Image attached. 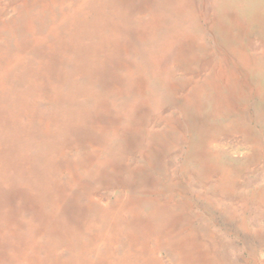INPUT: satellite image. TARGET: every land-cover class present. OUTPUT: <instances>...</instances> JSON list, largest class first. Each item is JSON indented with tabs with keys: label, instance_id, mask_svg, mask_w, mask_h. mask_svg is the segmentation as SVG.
Wrapping results in <instances>:
<instances>
[{
	"label": "rangeland",
	"instance_id": "374dc122",
	"mask_svg": "<svg viewBox=\"0 0 264 264\" xmlns=\"http://www.w3.org/2000/svg\"><path fill=\"white\" fill-rule=\"evenodd\" d=\"M243 1L218 0L214 15L191 30L195 44L173 64L171 82L179 89L172 92L167 69L150 62L135 21L145 25L159 11L156 3L173 0L151 6L150 0H0V264H71L81 245L92 249L88 263L97 264L109 249L94 248L96 228L110 225L117 228L111 254L133 253L130 236L140 229L129 215L116 214L120 206L152 227L158 224L153 211L176 212L179 228H209L229 262L264 264V232L251 225L259 207L248 204L242 216L225 211L264 188V0ZM236 18L248 25L245 32ZM222 25L230 46L242 45L244 60L222 46ZM119 59L147 73L148 86L162 98L159 109L126 111L135 92L127 89L130 67L120 69ZM245 89L254 93L246 102L240 99ZM232 106L245 109L239 114L263 155L254 157L253 146L233 130ZM201 144L205 158L197 161ZM205 163L236 173L241 187L231 201L218 202L222 172L206 173ZM161 253L174 261L168 248Z\"/></svg>",
	"mask_w": 264,
	"mask_h": 264
},
{
	"label": "bare ground",
	"instance_id": "6f19581e",
	"mask_svg": "<svg viewBox=\"0 0 264 264\" xmlns=\"http://www.w3.org/2000/svg\"><path fill=\"white\" fill-rule=\"evenodd\" d=\"M153 1L154 0H150L149 6H151ZM217 1L218 0H173V2L170 3L169 5H164V4L158 5L156 3V9L157 8H160V9H159V11L154 10V12L150 13L149 19L145 25L141 24V21L139 19H136L137 20V21H135V22H137L136 23L137 32H135L136 36L139 35L138 39L142 43L146 42L147 48L145 49V53L148 55L150 62L154 63L155 68L157 70L158 69L159 70H161V69L166 70L167 69V72L165 71V73H164V75H165L164 79H165V82L167 83L166 86L170 91L176 92L179 89V87L177 89V87L174 85V83L171 82V80H172L171 73H172V69H173V64H178V61L182 60L183 59L182 57H184L186 55V53H188V51L190 50L191 46H193L195 44L194 41H195L196 37L191 30L194 28H198L200 25H202L203 20L205 21L206 18L209 17L210 13L214 15L215 10L213 11V8H214ZM245 1H243V2H245ZM250 2H252V1H250ZM257 3H259V2H257ZM257 3H255V4H257ZM148 11H151V8H148ZM225 12H227V11H225ZM139 13H142V12L139 11ZM256 16H257V18L259 17L258 15H256ZM219 17H221V15ZM219 17H217V18H219ZM261 17H262V15H261ZM214 19H215V17H214ZM253 20L256 21L255 19H253ZM232 24L233 23L231 22L230 25L232 26ZM258 24H260V23H258ZM234 25L235 26L238 25V27L241 28V30L244 29L243 30L244 32L248 28L247 24L242 23L237 18L234 20ZM235 26H233V27H235ZM251 26H252V23H251ZM222 27H223V25H222ZM227 27L228 26L224 25V27L221 30L222 33L219 36L220 42H221V44H223L222 46H224V45L227 46L225 48L226 50H231L229 52H231L234 56H238L239 58H243V60H244L246 58V56L243 53L244 50L243 51L241 50L242 45H241V48H240V46H238L237 48H235V46H230L232 41L228 40V37L226 36L227 34H229V31H228L229 29ZM120 30L122 32H126L128 30V27H125V28L121 27ZM131 32L132 31L128 32L127 34L130 35ZM240 33H242V32H240ZM246 33H247V31H246ZM214 41L216 43L218 40H214ZM245 46H246V44H245ZM259 47L261 50V54H264V42L263 41L260 42ZM249 49H251V48H249ZM220 58L224 59L223 57H221V55H220ZM247 62L248 61L245 60V64ZM117 63H118L117 65L119 66L120 69L124 65L128 68L130 67L128 70V74L133 78V82H131L129 84V86H128L129 88H127V89L130 91L132 90L133 92H135V94L132 95L133 97H132L131 101L128 103V105L125 106L126 111L127 112H130V111L134 112L135 110H140V109H144L147 107H155V106L159 109L160 105L163 103V101H162V98H160V99L158 98V97H160V95H157V92L153 88H150L148 86L149 84L147 83V77H148L147 73H144V70L141 67H138V71L133 70L131 68L130 64H124V60H122V59H119V61ZM205 64H206V62H205ZM202 67H204V66H202ZM258 67H260V64ZM239 68H241V67L239 66ZM226 69H228V68H226ZM229 69H231V68H229ZM161 72H164V71L161 70ZM200 73H202V72L200 71ZM228 73H230V72H228ZM243 76H244V74H243ZM260 80H261V78H260ZM237 81H238V79H237ZM261 84H262V82H261ZM115 88H117V87H115ZM257 90H258V88H257ZM244 92L246 94L240 95V99H243L244 102L250 101L252 99V96L254 93L247 91L246 89L244 90ZM258 92H260V91H258ZM220 93H221V91H220ZM262 99H264V97H262ZM261 104L263 105V101H261ZM255 105L257 106V104H255ZM258 106H260V105H258ZM232 107H233V111L235 112V114L238 115L237 116L238 118L235 119L236 126L233 127V130L235 132H237V134H239L243 137L242 138L243 142H247V143H244V145L249 144L248 145L249 147L253 146L251 152L253 151L254 157H257L258 155H260V156L263 155L260 147L258 146L259 144H257V141H259V140H257L256 138H253L254 135H252V132L248 129L247 125H245V123L248 122V119L243 118V115L239 114L240 112H243V110H245V109L242 110V108L236 107V106H232ZM256 109H257V107H256ZM260 111H262V110H260ZM247 112H249V111H247ZM162 113L165 114V112H162ZM259 121L264 128V112L261 114ZM175 129H178V128H175ZM182 131L183 130H180L179 134H181ZM182 133L183 134H182V137L180 138V140L184 142L186 133H184V132H182ZM237 138H238V136H237ZM239 139H238V142H242ZM244 139H246V140L244 141ZM250 139L253 140V143H252V141H250ZM202 143H203V148H204L205 142L202 141ZM222 143H225V141ZM262 143L263 142H261V144ZM233 144H234V142H233ZM235 145L237 147V144H235ZM201 146H202V144L199 147H197V151H196L197 161H200V160L202 161L205 158V155L201 152V149L198 152V149ZM160 150L161 151H159V153L162 154L163 150L161 148H160ZM223 150H224V148H223ZM205 153L207 154V152H205ZM224 160H225V158H224ZM104 163L108 164L109 162L108 161L102 162V164H104ZM150 167H152L151 164H150ZM251 167H252V165H251ZM205 168H206V173H210V172H213L216 170H219L222 172V175H220L219 179L216 182V190L220 193V194H218L220 197L218 202L224 203V201L225 202L231 201L230 200L231 199L230 193H232L234 190L236 191L237 188L240 189V187H241L240 185H239L240 187H238L237 180L235 179L234 174H236V173L234 171H232L230 169V167H220V166L218 167V166H215V165L210 164V163L203 164L202 169H205ZM256 179H257V177H256ZM260 183H259L260 185H264V179ZM11 184H13V183H11ZM245 185H246V182H245ZM248 185L250 186V184H248ZM251 186H252V183H251ZM251 193H247V192L245 193V196L243 197V198H245V200L242 201L243 204L240 205V207L232 208V205H231L232 211L230 209L225 210V211L226 212L229 211L235 216H242V215H245L246 209H248V204L257 205L259 207L258 210L256 211L257 216L255 217V220L251 222V225L253 227H255V230L257 232H264V227L262 225H260V223H259V222H262L264 220V188L261 190L255 191L254 194H251ZM216 197H214L215 201H216ZM234 199H236V198H234ZM159 200H160V198L156 196L155 201L160 205L161 200L160 201ZM162 209H163V207L159 211L158 210L153 211L151 218H152V220L157 219L158 224L156 223L157 225L152 227L151 224L148 223L147 218L142 217L140 215V213H137V211H135L134 209L131 208L129 210L127 208V210H126L125 208L120 206V208L118 209L116 214L121 215L123 213L124 216L129 215L127 217V219H130L132 222H134L135 226L139 227V229H140V231L135 232L138 236H136V235L130 236L131 242H132L131 245L136 246L135 251L133 253L129 252V253L125 254L122 258L111 254L112 250L110 249V247L114 248V246H115V243L113 242L112 235L116 233V231H114V230H117V228L114 225H110V229L108 227L104 231L102 230V232L99 230V228H96L97 229V230L95 229L96 235L94 236L95 241H93L94 248H101L102 246H105L107 249H109V251L106 255H102V254L98 255L97 259H99V261L97 264H238L236 262L232 263V262L228 261V258L226 257L225 253L223 252L224 249L222 246V242H220V240L218 239V237L215 234L211 233L209 228L197 229L194 227H186L184 225L182 227H185V228H183V229L179 228V225L177 223L180 222L179 220H181L182 217L179 214H178V216H179L178 217L176 212L169 214V215H173L174 217L164 216L161 214ZM222 210H224V209H222ZM124 211H126V212H124ZM206 211H208V210H206ZM85 213H86V211H85ZM180 217H181V219H180ZM91 228H93V225L89 224L87 231H90ZM95 243H96V245H95ZM81 246H82V249H80L81 247L79 246L78 250H76V252L73 256L74 259L71 261V264H91V263H88V259L85 257V254H87V252L89 253L90 250L92 251V249L88 250L87 246H85V245L84 246L81 245ZM93 246H92V248H93ZM166 248H168V250H170V252L172 254V258L174 259V261H172V260L168 261L162 255L161 251L163 249H166ZM92 264H94V263H92Z\"/></svg>",
	"mask_w": 264,
	"mask_h": 264
}]
</instances>
